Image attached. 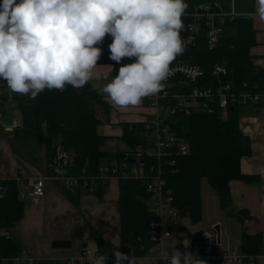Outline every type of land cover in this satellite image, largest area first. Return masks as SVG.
I'll list each match as a JSON object with an SVG mask.
<instances>
[{
	"label": "trees",
	"instance_id": "16d2710c",
	"mask_svg": "<svg viewBox=\"0 0 264 264\" xmlns=\"http://www.w3.org/2000/svg\"><path fill=\"white\" fill-rule=\"evenodd\" d=\"M188 1L200 3L207 0ZM220 2L223 11L229 12L227 3L224 0ZM111 43V40L105 38L98 45L102 49V55L97 64L111 65L112 75L116 76L119 64L109 58L108 46ZM254 44V29L250 19L234 15L226 19L221 38L214 49H208L201 37L193 46L186 45L183 54L175 60L198 64L204 70V79L209 85L216 84L210 75L211 68L222 64L227 70V75L222 80L231 82L236 92L263 93L264 67L255 65L249 52ZM130 62L128 58L121 61ZM247 105H234L227 110L225 118L219 116L216 107L212 112L191 109L186 113L180 109L168 113L166 123L188 144L189 150L183 156L173 155L171 160H174V164H164L163 173L172 193L173 204L180 214L188 216L191 223L201 220L202 180L214 192L219 207L225 208L230 203V180L252 182L256 178L245 175L240 170V159L251 154L249 138L239 128L242 108ZM17 106L22 129L12 133L15 138L34 146L43 145L47 165L53 161L57 146L70 153V162L62 168L47 166L50 175L78 177L83 170L84 176H94L97 174L98 163L119 159L122 155H112L102 149L108 137L97 132L100 123L97 111L100 107L105 108L106 104L90 82L80 89L71 85H66L64 90L46 88L34 99L30 96L26 99L18 97ZM121 140L127 149L144 144L142 124H134L133 127L123 124ZM144 162L146 165L149 162L150 165L151 160L144 159ZM144 181L134 178L118 180V245L108 244L92 228L89 231L90 238L96 243L97 255L109 256L107 264H115L110 258L116 250L131 253L138 258L144 256L154 245L149 240V225L155 217L144 201L148 196ZM0 186L4 188L0 192V259H12L21 252L11 229L23 216L24 202L18 198L19 186L16 179L0 180ZM103 192L97 181V189L93 194L101 199ZM193 238L196 239L195 236ZM260 243V233L242 236L246 252L257 253ZM39 264L52 263L42 261Z\"/></svg>",
	"mask_w": 264,
	"mask_h": 264
},
{
	"label": "clouds",
	"instance_id": "9594fccd",
	"mask_svg": "<svg viewBox=\"0 0 264 264\" xmlns=\"http://www.w3.org/2000/svg\"><path fill=\"white\" fill-rule=\"evenodd\" d=\"M189 5L185 0H2L0 2V79L21 95L36 98L47 89L84 87L93 77L102 49L112 37L109 58L118 74L99 88L116 108L139 106L155 96L174 73L186 45L181 37ZM250 15L264 21V0ZM128 58L130 63H121ZM193 78L197 68H185ZM169 235V234H167ZM170 236V235H169ZM185 239V248L189 247ZM115 264H136L116 250ZM108 255H91L89 264H107ZM165 264H206L190 251L161 253ZM235 259V258H234Z\"/></svg>",
	"mask_w": 264,
	"mask_h": 264
},
{
	"label": "crops",
	"instance_id": "0c3cea01",
	"mask_svg": "<svg viewBox=\"0 0 264 264\" xmlns=\"http://www.w3.org/2000/svg\"><path fill=\"white\" fill-rule=\"evenodd\" d=\"M224 1L234 15L250 19L255 38V44L249 51L251 59L255 65L264 67V21L255 15H250L255 10V0ZM113 77L115 76L112 75L111 65H97L89 81L106 104L105 108L100 107L97 111V118L100 121L97 132L108 137L102 149L112 155L127 151L126 145L121 140L123 124L132 127L134 124H143L146 119L159 113L148 105L146 97L136 107L126 109L114 107L107 96L99 91V88L109 83ZM23 96L21 98L26 99L30 94ZM17 100L18 95L15 93L4 101V118H21ZM161 112L167 117V111ZM239 128L248 136L251 147V154L240 159L241 173L256 178L252 182L230 180L228 182L230 203L225 208L231 217L247 221L236 215L239 209H244L246 214L251 216V220L264 217V102L243 106ZM118 141L123 144L120 145ZM108 144L110 147L107 146ZM39 177L44 178L42 198L38 203L23 201V216L11 229V234L21 250L25 251L36 264L42 261L67 264L77 259L84 248L95 251L96 243L89 235L91 228L108 244L118 245L117 179L108 181L101 199L93 193L79 189H65L60 185L57 176L48 173L43 145L27 144L15 138L14 134L4 131L0 126V180L14 178L17 180L19 191L25 192ZM200 222H202V208L201 221L198 224ZM211 225H218L222 239L231 241L222 230V223L219 220L201 223V227L188 239H194L193 236L198 239L200 232ZM248 227L252 229L251 225ZM248 227L241 229L239 236L241 244L243 234L252 236L260 233L262 236L264 233V230L252 231ZM54 240H67L71 245L69 248H53L51 243ZM170 246L166 245V247ZM156 248L158 247L153 246L149 249L151 260Z\"/></svg>",
	"mask_w": 264,
	"mask_h": 264
},
{
	"label": "built area",
	"instance_id": "2783aa9c",
	"mask_svg": "<svg viewBox=\"0 0 264 264\" xmlns=\"http://www.w3.org/2000/svg\"><path fill=\"white\" fill-rule=\"evenodd\" d=\"M2 2V0H0ZM189 5L183 19L184 28L181 36L185 45L193 46L199 38L205 40L208 49H214L223 33V25L227 18H232L234 14L222 9L220 0H207ZM171 68L174 69L166 81L164 87L155 96H148L147 103L155 108L159 113L146 119L142 124V135L144 144H137L133 149H127L118 159L98 163L97 174L94 176H84V171L78 177L57 176L60 185L65 189H79L87 193H95L97 181L104 191L106 183L110 179L134 178L145 180V190L148 194L144 199L148 209L155 217L149 225V240L158 247L157 252L152 256L153 264H165L161 259V253L165 250L171 252L177 248L181 252L190 251L196 253L206 264H264V233L261 236L260 250L257 253H249L242 249L239 242H231L222 239L220 230H215L211 225L200 232L198 239H187L189 247L185 248L183 241L176 246L166 247L164 241L171 237L173 232L181 229L180 211L173 204V197L170 188L164 177V164H174L171 157L183 156L188 153V144L171 130L166 123V116L161 111L169 113L172 110L183 109L188 113L191 109L212 112L216 107L219 116L225 118L227 110L234 105H258L264 102L263 93H239L234 89L231 82H224L222 78L227 75L226 68L222 65H214L210 75L216 84L209 85L205 82L204 70L195 63L183 60H174ZM185 68H197L198 74L193 78L185 71ZM180 84L174 92L170 87ZM245 86V84H243ZM13 93L5 81L0 79V119L3 117V103L10 98ZM168 116V115H167ZM4 131L13 133L22 129L19 120H13L10 125L2 127ZM70 153L61 146L56 147V155L53 161L48 164L49 168H62L70 162ZM144 159L151 160L146 165ZM0 186V192L3 191ZM44 194V178H37L33 185L25 192L19 191L18 198L21 201L38 203ZM2 234L6 232L1 231ZM169 234V235H167ZM152 246V247H153ZM97 255V250L90 251L82 249L81 255L67 264H85L88 257ZM129 257L133 256L128 253ZM134 257V256H133ZM235 258V259H234ZM137 259V258H136ZM115 262V257L110 258ZM128 264V261L124 262ZM0 264H36L25 251L12 259L2 258Z\"/></svg>",
	"mask_w": 264,
	"mask_h": 264
},
{
	"label": "rangeland",
	"instance_id": "374dc122",
	"mask_svg": "<svg viewBox=\"0 0 264 264\" xmlns=\"http://www.w3.org/2000/svg\"><path fill=\"white\" fill-rule=\"evenodd\" d=\"M16 94L20 98L24 97L21 94L18 93ZM13 120H19L21 122L20 117L4 118L3 115L2 119H0V126L3 127L5 125H10ZM118 142L120 143V145L123 144L121 141ZM107 146L110 147V144H108ZM200 188H201L202 222H200V224H198V222L191 223L187 215L181 214L180 215L181 229L176 232H173L171 237L164 241L165 246L166 245L175 246L181 243L185 239L191 237L192 234L201 227V223H207L208 221H212V220H219L222 223L221 228L224 231V233L227 234V237L231 240V242L234 241L237 242V244H239V238H240L239 236L241 233V229L244 230L245 227L251 225L252 229H250V227L248 228L252 231L262 232L264 230V217L255 218L251 221H243V220L240 221L236 217L233 216L231 217L226 208L219 207L218 199L215 196L214 192L207 185L206 181L204 180L201 181ZM156 252H157V248H156ZM149 255L151 254L149 253L148 250L144 256H140L136 259V264H153V261L149 258Z\"/></svg>",
	"mask_w": 264,
	"mask_h": 264
},
{
	"label": "water",
	"instance_id": "95a60500",
	"mask_svg": "<svg viewBox=\"0 0 264 264\" xmlns=\"http://www.w3.org/2000/svg\"><path fill=\"white\" fill-rule=\"evenodd\" d=\"M105 38L107 40H111L112 41V37L110 35L106 36ZM180 86H181L180 84L173 85V86L170 87V91L171 92H174ZM123 156L124 155H122V157ZM236 215L242 217L243 219H245L247 221H250L251 220V216L250 215H247L244 209H239L236 212ZM214 228H215V230L219 231V226L218 225H215ZM70 245H71V243L69 241H67V240H54L51 243V246L53 248H69Z\"/></svg>",
	"mask_w": 264,
	"mask_h": 264
}]
</instances>
